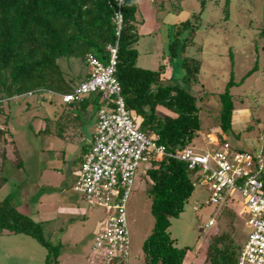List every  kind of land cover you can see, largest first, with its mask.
I'll use <instances>...</instances> for the list:
<instances>
[{
    "label": "rangeland",
    "instance_id": "374dc122",
    "mask_svg": "<svg viewBox=\"0 0 264 264\" xmlns=\"http://www.w3.org/2000/svg\"><path fill=\"white\" fill-rule=\"evenodd\" d=\"M263 18L264 0L137 1V66L161 70L166 83L182 84L185 75L181 51L172 57L170 45L176 38V26L188 20L195 25L192 33L186 32L182 37L192 36L184 55L201 62L199 84L192 85V92L203 99L199 102L203 129L190 146L199 154L212 151L210 135H215L212 142L221 141V131H211L219 116L220 102L216 97L225 93L227 84L234 79L239 83L230 87L236 101L235 127L233 133L223 137L232 150L260 153L264 161V38L259 36ZM100 62L107 64L105 60ZM81 70L83 64L77 63L69 73L74 75ZM103 101L98 100L94 117L86 119L81 128L70 124L65 139L37 135L46 127L44 117L53 116L54 106L48 105L46 113L32 99H23L11 101L7 107L17 144L9 141L5 145L10 166L6 171L0 166V177L3 170L6 177L0 201L10 195L21 212L41 224L45 239L54 248L50 259H58L59 264H88L98 232L109 218L105 209L90 205L73 191L78 159L94 142ZM166 111L158 110L160 114ZM20 158L25 163L22 168L18 167ZM143 172V168L136 172L126 209L132 248L128 264H141L144 243L155 225L147 191L150 183ZM195 182L184 212L171 220L169 229L176 246L188 249L183 264H210L212 247L224 235L230 237L227 244L239 254L249 233V214L240 195H234L226 207L220 208L210 203L208 188ZM212 220L215 224L207 228ZM50 253L31 237L0 233V264H50Z\"/></svg>",
    "mask_w": 264,
    "mask_h": 264
},
{
    "label": "trees",
    "instance_id": "16d2710c",
    "mask_svg": "<svg viewBox=\"0 0 264 264\" xmlns=\"http://www.w3.org/2000/svg\"><path fill=\"white\" fill-rule=\"evenodd\" d=\"M137 1L125 0L121 8L123 26L118 32L114 22L119 9L116 0H0V166L5 171L10 166L5 145L9 141L17 144L10 126L8 104L32 99V103L38 104V108L46 113L48 105L54 106L53 116L44 117L46 127L37 135L65 139V130L70 124L81 128L86 119L93 116L102 94H89L70 104H65L62 96L73 93L77 84L90 76L88 56L108 64L111 58L108 48L116 45V77L137 128L169 153L175 154L193 145L203 129L200 119L203 108L199 106L203 99L192 92V85L199 84L201 62L184 55L192 36H182L186 32L192 33L195 25L188 20L176 26V38L170 45L172 57L181 51L185 75L182 84L166 83L161 70L150 71L137 66L138 52L134 48L139 39L134 25ZM259 36L264 38V18ZM77 63H82L84 70L72 75L69 71L76 68ZM234 84L239 83L232 79L226 92L216 97L220 102L219 116L211 131L219 130L223 136L233 133L235 127L236 101L230 93ZM26 104L30 108V103ZM159 109L168 112L160 114ZM223 136L220 142L225 144ZM88 151L78 159V167ZM24 165L20 158L18 167ZM5 171L0 177V191L6 184ZM143 176L150 183L147 191L155 225L144 243L141 264H183L188 249L176 246L169 229L171 220L184 212L196 179L185 163L171 158L152 159ZM14 204L10 195L0 201V233L25 235L37 240L51 250L47 262L59 264L58 259H50L54 248L45 239L41 224ZM228 241L230 237L224 235L214 244L210 264H238L240 253L233 250Z\"/></svg>",
    "mask_w": 264,
    "mask_h": 264
},
{
    "label": "built area",
    "instance_id": "2783aa9c",
    "mask_svg": "<svg viewBox=\"0 0 264 264\" xmlns=\"http://www.w3.org/2000/svg\"><path fill=\"white\" fill-rule=\"evenodd\" d=\"M118 12L114 22L122 30L121 8L125 0H116ZM111 58L103 64L87 57L90 76L77 84L73 93L63 95L65 104L82 100L89 94L101 93L94 142L79 166L73 188L92 206L109 213L93 244L88 264H128L131 253L127 223V203L136 172L145 173L150 161L176 159L185 163L196 181L208 188L210 203L222 207L236 194L249 214V233L238 264H264V161L260 153L232 150L227 143L209 140L211 152L199 154L193 148L167 152L152 137L141 132L126 108L122 87L116 77L118 46L109 47ZM211 139L210 137H208ZM211 141V142H210ZM212 220L206 227L214 225Z\"/></svg>",
    "mask_w": 264,
    "mask_h": 264
},
{
    "label": "crops",
    "instance_id": "0c3cea01",
    "mask_svg": "<svg viewBox=\"0 0 264 264\" xmlns=\"http://www.w3.org/2000/svg\"><path fill=\"white\" fill-rule=\"evenodd\" d=\"M215 136V135H214ZM213 135H210L209 137L211 138V140L213 139V137H214ZM217 143V142H216ZM67 232H65V234H66ZM64 235V234H63Z\"/></svg>",
    "mask_w": 264,
    "mask_h": 264
},
{
    "label": "clouds",
    "instance_id": "9594fccd",
    "mask_svg": "<svg viewBox=\"0 0 264 264\" xmlns=\"http://www.w3.org/2000/svg\"><path fill=\"white\" fill-rule=\"evenodd\" d=\"M76 184V183H75ZM75 184H74V186H75ZM74 188V187H73ZM74 191V190H73Z\"/></svg>",
    "mask_w": 264,
    "mask_h": 264
}]
</instances>
